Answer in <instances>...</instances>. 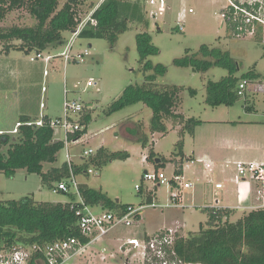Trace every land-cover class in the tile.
<instances>
[{"label": "rangeland", "instance_id": "rangeland-1", "mask_svg": "<svg viewBox=\"0 0 264 264\" xmlns=\"http://www.w3.org/2000/svg\"><path fill=\"white\" fill-rule=\"evenodd\" d=\"M103 1L76 0L74 12L79 23L85 21ZM124 1H139L142 4L143 23H129L128 30L118 36L114 45L106 38L77 37L72 53L88 50L81 64L64 65L61 59H58L56 67L38 61L32 63L30 58L35 56L34 52L26 54L10 49L7 53L4 45H0V131L4 135L8 134L11 142H14L17 134L11 131L21 115H31L33 119L40 115L51 119L62 117L66 90L67 99L87 107L91 117L84 128L86 133L74 146H70L71 153L77 155L84 149L92 148L96 152L104 148L107 153L128 154L125 160L117 159L101 166L90 165L93 173L80 175L79 182L122 205L144 204L147 196H151L154 203L165 205L170 202V196L178 192V188L172 187L170 182L156 186L145 181L144 172L162 173L171 180L175 178V170L189 158L186 166H183L184 176L180 178L181 181H193L198 171L205 168L201 157L216 161L249 160L264 152V94L249 89L232 105L211 107L206 103L207 83L220 81L228 76V71L212 67L206 72H195L191 67H176L173 61L186 54H196L201 58L198 50L202 46L218 48L228 52L237 62V78L254 68L260 78L252 82L264 84V46L251 35L237 37L228 29L229 26L221 27V12L228 6L226 0H166L164 14L156 18L149 17L148 0ZM230 1L238 4L247 2L250 4L249 9L259 10L264 17V0ZM68 2L70 0H59L57 11ZM254 3L259 4L258 9L254 10ZM3 8L5 12L0 18V30L31 28L37 24L26 5L7 9L6 4ZM140 33H147L159 51L157 55L148 57L147 61L166 68L165 74L156 77L153 88L182 89L174 112L186 120L192 118L200 121L194 127L193 134L184 130L183 125H177L181 123L179 120L172 118L167 120L166 134H151L149 123L152 111L142 103L107 114L110 105L127 86H143L146 76L152 74L142 70L135 42L136 35ZM62 36L65 44L46 50L44 56L64 52L72 39V31L63 32ZM13 44L18 46L20 42L14 41ZM44 71L47 72L46 76ZM89 79L94 82L92 87H86ZM190 90L196 94L191 95ZM141 134L148 137L149 144L146 147L135 142ZM63 137L62 131L57 128L53 130L54 140H62ZM180 143L181 154L176 155V146ZM6 149L7 146H0V152ZM150 153L154 154V158H149ZM155 159L161 161L157 169ZM63 160L62 149L57 154L56 162L43 164V172L60 167ZM193 182L194 187L182 191V208H146L140 211L139 217L130 220V226L118 225L113 228L105 237L83 249L72 259L71 264H125L127 260L130 264H145L140 248L133 251L124 249L131 237L142 240L146 238L145 233L152 236L167 230L186 236L189 232L197 231L200 224L205 226L208 212L195 204L202 201L199 193H195L202 184ZM55 186L56 182L45 184L40 176L23 169L17 170L12 177L0 173V202L17 201L25 197L38 203L69 202V195L52 192ZM74 201H77L76 196ZM89 208L93 214L104 212L99 204ZM244 213L236 211L229 221H236ZM167 264L173 263L168 261Z\"/></svg>", "mask_w": 264, "mask_h": 264}, {"label": "trees", "instance_id": "trees-1", "mask_svg": "<svg viewBox=\"0 0 264 264\" xmlns=\"http://www.w3.org/2000/svg\"><path fill=\"white\" fill-rule=\"evenodd\" d=\"M58 3L59 0H0V18L5 12L3 5L8 4L7 9L26 5L29 13L37 21V24L31 28L14 27L0 30V45H4L5 52L14 49L26 54L43 53L49 49L62 47L65 44L62 33L73 31L79 20L74 12L76 0L65 3L59 11H57ZM239 5L247 8L249 6L247 2ZM253 7L258 9L259 4L254 3ZM143 11L144 7L139 1L104 0L91 14V18L97 22L96 27L87 25L78 37L106 38L111 45H114L118 36L128 30L129 23H143ZM234 25L231 24L228 29L233 31ZM14 41L20 44L15 46ZM135 42L143 72H152V74L146 76V83L143 86H127L121 96L110 105L107 114L142 103L152 111L149 123L151 134H166L167 120L170 118L179 120L181 123L177 125H183L184 130L193 134L194 127L200 124V121L192 118L186 120L181 114L174 112L178 104V94L182 89L153 88L156 77L165 74L166 68L161 64L152 65L147 61L148 57L159 52L151 43L150 36L147 33L137 34ZM198 51L201 58L196 54H186L183 58L175 59L173 64L181 68L191 67L195 72H206L212 67H220L228 71V76L220 81L207 83L206 103L211 107L232 105L239 98L236 94L238 82L243 78L254 80L259 77L252 68L245 75L237 78L235 74L239 70L238 64L228 52L206 46L200 47ZM189 93L196 94L194 90H190ZM43 119L47 120L48 117L45 116ZM90 119L89 111L86 109L80 116V122L87 125ZM29 120H31L30 116L21 115L18 122L24 123ZM85 133L84 129L69 135L68 138L78 140ZM135 142L140 143L142 147L149 144L148 137L144 134L137 137ZM0 146H7L5 152H0V173L6 177H12L17 170L23 169L27 173L37 174L43 183L49 185L68 176V169L64 163L49 172H43V164L56 162L58 152L64 147L62 141L53 139V130L48 125L38 128L23 125L18 129L14 142H11L8 134H0ZM181 146V143L176 146V155L181 154ZM127 158L126 152L107 153L104 148H99L83 167L93 164L101 166L117 159ZM149 158H154V154L150 153ZM155 165L157 169L160 163ZM179 167L175 170L177 176L181 175V165ZM79 190L85 204L88 206L99 204L104 212L122 215L128 206H132L114 202L100 191L90 189L85 184H80ZM69 196L70 201L64 204L38 203L29 197L0 202V242L46 244L73 237L81 244H86L89 240L80 234L77 218L71 209L74 196ZM151 202V196H147L144 204ZM204 209L208 212L206 225L200 224L197 231L189 232L186 236L175 232L167 261L173 264H264V208L252 210L233 222L229 221V217L233 214L231 209ZM145 264L159 263L153 258L151 261H145Z\"/></svg>", "mask_w": 264, "mask_h": 264}, {"label": "built area", "instance_id": "built-area-1", "mask_svg": "<svg viewBox=\"0 0 264 264\" xmlns=\"http://www.w3.org/2000/svg\"><path fill=\"white\" fill-rule=\"evenodd\" d=\"M228 6L221 12L222 23L227 26L235 24L233 35L237 37H245L251 35L264 46V17L261 16L259 10L253 11L247 7H241L239 4L230 0H226ZM150 10L149 17L156 18L162 16L166 10V0H148ZM250 6V4H249ZM255 10V9H254ZM229 11H232L231 13ZM92 14V13H91ZM242 18H241V17ZM244 17V18H243ZM96 27V20L91 18V15L83 22L78 24L75 31H72V39L67 44L64 52L57 55L44 56L43 53H35L34 57L30 58V62H41L43 64H50L54 59H61L64 65L69 63L81 64L84 58L88 55V50L80 53H72V48L75 39L79 33L87 26ZM74 36V37H73ZM44 76L47 72L44 71ZM253 80H240L237 84L236 94L238 97H243L245 93L252 89L257 93H264V84L260 82H252ZM254 83V84H253ZM94 82L89 79L86 82V87H92ZM252 87V88H251ZM67 91H64V101L62 104V117L44 120V115H40L36 119H31L28 122H16L12 134H17L18 129L25 125L28 127H41L48 125L52 130L57 128L62 131L64 137L62 141L64 144V163L68 169V176L63 180L56 182V186L52 192H61L67 195L76 196L77 201L71 205L75 217L77 218V227L80 234L84 238H88L86 244H81L76 238L68 237L65 239L55 240L46 244H7L0 242V264H71L72 259L78 255L89 244L105 237L113 228L118 225L130 226L132 218L139 217L140 211L146 208H182V191L194 187V182L191 180L181 181V175H175V178L168 180L164 174L155 172L154 174L144 173L143 179L154 183L156 186L170 182L172 187L178 188L177 193L170 196V202L165 205L154 203L152 200L149 204H140L138 206H128L125 213L116 215L111 212H102L101 214H93L87 204L84 203L80 196L78 180L80 175L88 176L93 173L91 167H83L84 164L95 154L92 148L84 149L81 153L74 155L71 153V147L74 146L78 140L69 139V135L76 134L84 130L85 125L80 122V116L87 107L82 106L79 102L67 99ZM41 104V109H43ZM73 116H77L75 119ZM0 134L1 131H0ZM234 172V180L240 187L237 189L238 201H243V194L253 195L259 203L258 208H264V159L259 162H243L235 161L231 164ZM224 166V167H225ZM206 173L204 179L208 183H212L214 168L211 164L205 165ZM212 176V177H211ZM199 179H195L198 183ZM138 188V187H137ZM215 190L223 188L222 183L214 185ZM244 188V190H243ZM73 190V191H72ZM214 203H217L215 196ZM213 209L215 206H212ZM175 232L171 230L160 231L154 233L152 236H147L145 239L139 240L137 238H130L127 240V245L134 250L140 248L141 254L145 261H151L153 258L159 264H167V257L171 253V245ZM130 264L127 260V263Z\"/></svg>", "mask_w": 264, "mask_h": 264}, {"label": "crops", "instance_id": "crops-1", "mask_svg": "<svg viewBox=\"0 0 264 264\" xmlns=\"http://www.w3.org/2000/svg\"><path fill=\"white\" fill-rule=\"evenodd\" d=\"M91 45H88V48H90ZM59 59V58H58ZM58 59H54L51 61V65L53 67H56L57 61ZM255 70V69H254ZM256 72V71H255ZM258 77L257 79H254L256 81H259ZM264 94V93H263ZM26 116H30L31 115H26ZM46 116V115H44ZM48 117V116H46ZM49 118V117H48ZM31 119H33L31 117ZM202 162L205 164H211L212 168H214V173H213V177L212 179V183H208L202 180H205L203 177L206 173V169L203 167L201 170L198 171V173L195 175V177H193V181H195V179H199L198 184L201 183L202 186L200 188H198V190H196L195 193H199V198L202 199V201L196 205H199L202 209L204 208H208V209H213L212 206H215L214 209H218V208H228L233 210V214L236 211H242L245 213H248L252 210L258 209L259 207V203L257 202L256 198L253 195H246V193L243 194V201L240 202L237 199V194L236 191L237 189L240 187V184H237L234 180V172L232 170L231 166H225L226 164H231L235 161H243V162H259L261 160L264 159V152L261 155L255 156L252 159L249 160H237V159H233L231 161H216L213 160L209 157H201ZM189 160V158H186L183 164L181 165V176H184V165L185 163H187V161ZM156 161V159H155ZM160 163V161L158 162ZM155 164H157L155 162ZM186 166V165H185ZM225 166V167H224ZM217 183H222L223 184V188L221 190H215L214 185ZM82 184V183H81ZM196 184V188L197 185ZM195 188V189H196ZM244 190V188H243ZM217 199V203H214V199ZM244 213V214H245ZM144 236H149L147 233L144 234ZM131 238H135V237H131ZM124 249L128 250V251H133L134 249L131 246H124Z\"/></svg>", "mask_w": 264, "mask_h": 264}, {"label": "water", "instance_id": "water-1", "mask_svg": "<svg viewBox=\"0 0 264 264\" xmlns=\"http://www.w3.org/2000/svg\"><path fill=\"white\" fill-rule=\"evenodd\" d=\"M221 27H222V24H221ZM159 161H160V160L156 159V161H155V162H156V163H158ZM144 173H145V172H144Z\"/></svg>", "mask_w": 264, "mask_h": 264}, {"label": "flooded vegetation", "instance_id": "flooded-vegetation-1", "mask_svg": "<svg viewBox=\"0 0 264 264\" xmlns=\"http://www.w3.org/2000/svg\"><path fill=\"white\" fill-rule=\"evenodd\" d=\"M223 25H224V24L222 23V27H223Z\"/></svg>", "mask_w": 264, "mask_h": 264}]
</instances>
